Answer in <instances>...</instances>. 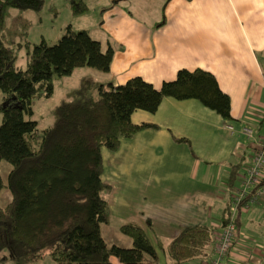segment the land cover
<instances>
[{
	"label": "crops",
	"instance_id": "1",
	"mask_svg": "<svg viewBox=\"0 0 264 264\" xmlns=\"http://www.w3.org/2000/svg\"><path fill=\"white\" fill-rule=\"evenodd\" d=\"M152 3L149 8L145 2L140 11L132 0L102 5L97 39L103 50L113 49L109 71L80 68L95 82L119 85L140 76L156 88L180 69L206 70L229 95L232 121L193 98L167 96L155 112L134 111V123L159 127L121 138L117 150L101 148V180L110 189L111 216L103 224L112 228L108 237L101 224V232L108 244L129 247L132 239L119 225L138 223L156 250L152 264H175L167 251L172 238L185 226L204 224L214 229V240L199 256L180 264H207L224 213L230 211V196L240 183V152L253 149L240 129L264 113V0ZM254 130L264 132L261 123ZM258 203L263 206L264 199ZM241 213H236V234L223 264H264L259 247L264 245V219L257 222L250 216L253 229L242 234L248 223ZM111 261L123 264L115 257Z\"/></svg>",
	"mask_w": 264,
	"mask_h": 264
},
{
	"label": "trees",
	"instance_id": "2",
	"mask_svg": "<svg viewBox=\"0 0 264 264\" xmlns=\"http://www.w3.org/2000/svg\"><path fill=\"white\" fill-rule=\"evenodd\" d=\"M42 4L0 0V91L7 103L1 107L0 161L11 165L6 182L0 173V197L5 189L12 194L5 205L0 200V254L6 250L15 264H38L46 256L51 264H113L112 257L123 264H152L157 253L140 224L119 225L132 239L129 247L108 244L102 235L101 224L111 216L110 189L101 180V148L117 150L121 138L158 128L150 122L134 123L131 116L136 110L155 112L167 96L197 99L232 121L229 95L213 74L200 68L180 69L159 88L140 76L119 85L84 78L76 101L60 103L55 124L39 129L26 115L32 114L36 97L51 96L54 77L71 75L80 67L107 72L113 57V49L103 50L86 29L68 28L53 44L44 39L33 44L25 68L15 67L14 49L2 37L5 11L39 10ZM71 5L74 14L88 8L83 0H71ZM213 232L200 223L181 228L167 247L168 256L175 264L199 256L214 240Z\"/></svg>",
	"mask_w": 264,
	"mask_h": 264
},
{
	"label": "rangeland",
	"instance_id": "3",
	"mask_svg": "<svg viewBox=\"0 0 264 264\" xmlns=\"http://www.w3.org/2000/svg\"><path fill=\"white\" fill-rule=\"evenodd\" d=\"M43 4L39 10L25 9L21 10L18 8L8 7L5 11V18L3 22L2 37L7 45L13 47L15 57L13 64L15 67L24 69L27 62V53L31 50L32 45L40 42L44 39L47 43H55L63 34H65L70 28L72 32L79 29L87 28L88 33L94 39L99 36V19H100V7L102 5H110L114 0H83L88 4L89 10L82 14H74L71 0H42ZM136 2L138 6L135 10H141L142 6H145V2H150V7H153L152 1L154 0H132ZM144 2V4H142ZM140 5V6H139ZM134 10V11H135ZM87 70L82 68L76 69L72 75L64 77H54L53 79V93L51 96H39L36 97L32 104V114L26 115V118H31L36 121L39 129L51 127L55 124L58 119V105L62 102H74L76 96L82 89V80L85 78L91 79V76L87 75ZM83 78V79H82ZM7 103L3 101V95L0 91V122L2 120L1 107ZM254 118V117H253ZM251 127L257 128L261 123L264 127V113L260 117L248 122ZM249 125V126H250ZM251 155V149L247 148L246 152H240V165L238 168V175H243L245 166L249 162ZM11 168V165L4 161H0V173L3 180L6 182V177ZM241 175V176H242ZM240 176V177H241ZM12 199V194L8 189H5L1 194V204L5 205L7 201ZM9 200V201H10ZM8 201V202H9ZM254 204L247 208H241L242 216H246L247 226H243L241 230L242 234H245L246 228L253 229V222L250 220V216H253V220L260 222L264 219V205L256 206ZM103 234L109 237L111 236V227L102 225ZM222 229V228H221ZM120 238H125L118 230L116 232ZM249 239H253L249 237ZM118 239L117 241H121ZM258 243L260 240L256 238ZM211 244V243H210ZM209 244V245H210ZM264 252V245H259ZM4 250V249H3ZM0 256L2 260L0 264H15L10 260L8 252L4 250ZM38 264H51V259L46 256L41 259Z\"/></svg>",
	"mask_w": 264,
	"mask_h": 264
},
{
	"label": "built area",
	"instance_id": "4",
	"mask_svg": "<svg viewBox=\"0 0 264 264\" xmlns=\"http://www.w3.org/2000/svg\"><path fill=\"white\" fill-rule=\"evenodd\" d=\"M228 127L232 129V126ZM240 131L252 143L253 149L249 162L245 166L244 174L240 178V183L233 189L230 196L227 222L217 233L214 255L207 264L224 263L237 230L236 213L241 208H247L264 199V132L256 133L254 128L249 125H243Z\"/></svg>",
	"mask_w": 264,
	"mask_h": 264
}]
</instances>
